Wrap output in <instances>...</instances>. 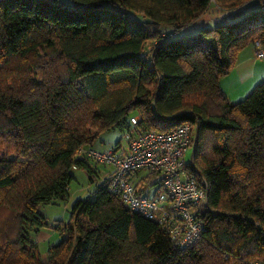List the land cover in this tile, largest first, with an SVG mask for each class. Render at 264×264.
<instances>
[{
  "label": "trees",
  "instance_id": "trees-1",
  "mask_svg": "<svg viewBox=\"0 0 264 264\" xmlns=\"http://www.w3.org/2000/svg\"><path fill=\"white\" fill-rule=\"evenodd\" d=\"M212 0H0V207L10 234L0 264H245L264 258V80L241 100L220 78L257 40L264 0L237 16L172 36ZM235 5L245 0H228ZM224 5L226 0H214ZM168 28L170 34L163 30ZM149 42V50L146 49ZM193 127V159L208 183L200 237L176 247L160 225L126 208L105 180L77 198L48 260L30 238L47 226L39 206L68 196L80 157L103 131ZM11 154V156L9 155ZM40 260V261H39ZM53 261V262H52Z\"/></svg>",
  "mask_w": 264,
  "mask_h": 264
},
{
  "label": "built area",
  "instance_id": "built-area-1",
  "mask_svg": "<svg viewBox=\"0 0 264 264\" xmlns=\"http://www.w3.org/2000/svg\"><path fill=\"white\" fill-rule=\"evenodd\" d=\"M256 44L260 45L256 40ZM257 57L264 58L259 47ZM138 115L120 140L103 150L82 146L77 155L109 166L105 185L131 211L156 221L178 248L193 244L203 230L196 212L206 203L208 183L194 164L193 127L184 123L168 131L140 130ZM194 149V148H193ZM245 264H264V258Z\"/></svg>",
  "mask_w": 264,
  "mask_h": 264
},
{
  "label": "rangeland",
  "instance_id": "rangeland-1",
  "mask_svg": "<svg viewBox=\"0 0 264 264\" xmlns=\"http://www.w3.org/2000/svg\"><path fill=\"white\" fill-rule=\"evenodd\" d=\"M255 2L256 0H245L243 4L237 2L233 5L232 1L226 0L224 5H220L212 0L206 13L195 19L191 24L180 28L172 36L194 34L203 26H213L216 23L229 20V17L237 16L243 10L244 6ZM163 31L167 34L171 32L168 28H165ZM255 41L237 55L238 61H242L246 57L243 59V63L241 62L235 65V62L234 68L232 67L226 75L220 78V85L227 98L232 102L241 100L249 93L254 85L264 80V58L257 57V51L261 46L256 44ZM149 47L150 44L148 42L146 49L149 50ZM132 115H137V113H132ZM193 135L195 136L194 131ZM120 138L121 132L118 130L103 131L94 140L92 147L103 150L113 145ZM192 151L193 147H189L185 155L186 161H188ZM5 152L6 150L0 143V154ZM9 155L11 156V154ZM91 162L94 167L98 166L101 169V171L98 170L95 183L92 184L89 182L84 170L75 169L73 172L74 179L69 185L67 198L63 200L57 199L52 203L39 206V210L45 216L48 225L40 228L35 234L31 233L30 238L37 243V251L35 254L41 261L48 260V245L56 243L60 239V236L52 229L54 223L56 221L68 222L70 219V207L75 199L90 196L93 192L94 185L106 179L105 175L110 167L102 166L93 160ZM10 223L9 214L5 209L0 207V243L4 241V237H7V234H10ZM24 264H40V262H33L29 257L24 256Z\"/></svg>",
  "mask_w": 264,
  "mask_h": 264
},
{
  "label": "crops",
  "instance_id": "crops-1",
  "mask_svg": "<svg viewBox=\"0 0 264 264\" xmlns=\"http://www.w3.org/2000/svg\"><path fill=\"white\" fill-rule=\"evenodd\" d=\"M248 45H249V44H248ZM248 45H247V46H248ZM250 45H252V43H250ZM247 46H246V47H247ZM246 47H244V48H246ZM244 48H243V49H244ZM243 49H241V50L238 52V55L243 51ZM245 58H246V57H245ZM245 58H243V59H245ZM243 59H242V61H238V56H237V60H236V64H235V65H238V64L241 63V62L243 63ZM244 62H245V61H244ZM235 65H234V66H235ZM233 68H234V67H233ZM230 70H231V69H230ZM97 170L101 171V169H100L99 167H97Z\"/></svg>",
  "mask_w": 264,
  "mask_h": 264
}]
</instances>
